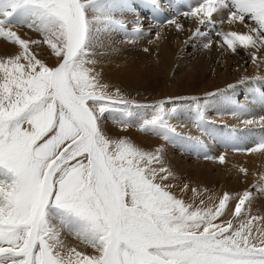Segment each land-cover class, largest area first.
<instances>
[{
    "label": "snow or ice",
    "instance_id": "obj_1",
    "mask_svg": "<svg viewBox=\"0 0 264 264\" xmlns=\"http://www.w3.org/2000/svg\"><path fill=\"white\" fill-rule=\"evenodd\" d=\"M143 3L156 16L163 12L160 0ZM169 4L175 14L167 23L177 29L180 16L209 30L242 25L247 31L221 28L215 35L233 53L255 50L254 63L264 49V0ZM127 11L135 12L134 0H0V38L21 49L0 58V264H264V216L251 215V192L236 198L230 215L228 193L218 202H186L165 183L172 173L163 166L162 148L149 152L105 131L111 120L121 130L138 127L169 143L207 149L171 123L176 107L136 103L101 82L94 56L103 38L117 30L142 32L139 20L129 33L117 18ZM16 26L42 39H23ZM194 35L207 33L197 27ZM33 45H47L55 64L38 58ZM210 46L211 40L204 45ZM216 95L209 93L203 103L192 98L196 126L209 136L214 130L205 112ZM219 96L234 116L253 111ZM250 103L264 106V91L254 89ZM243 123L264 127V116ZM236 132L230 129L226 138L234 149ZM245 151L264 153V136ZM62 230L92 253L68 248Z\"/></svg>",
    "mask_w": 264,
    "mask_h": 264
},
{
    "label": "rangeland",
    "instance_id": "obj_2",
    "mask_svg": "<svg viewBox=\"0 0 264 264\" xmlns=\"http://www.w3.org/2000/svg\"><path fill=\"white\" fill-rule=\"evenodd\" d=\"M164 6L168 7L166 4ZM134 7L135 12L127 11L123 15L118 14L117 18L125 21L129 33L136 27V22L139 20L142 32L133 36L117 30L105 36L102 40L103 46L95 49L94 59L97 61L95 67L101 82L108 86L110 93L115 94L116 89H119L123 97L136 103L154 105L165 101L166 108L176 107L177 113L173 115L176 123L173 119L171 123L177 131L185 137H190L182 130L183 125H189V129L207 139L204 143L209 142L213 146V152L209 146L206 151H203L169 143L158 136L141 131L138 127L121 130L111 120H106L105 131L112 138H128L149 152L162 148L163 166L172 173V177L165 183L174 185L171 191L178 198L195 204L196 193H193L191 189H197L198 193L210 189L218 199L224 193H228L233 197L229 203L235 206L236 198L244 191H249L254 196V201L251 203V215L264 216V191L262 193L259 188L260 192H258L259 190L254 188L255 184L249 186L245 181L246 177L253 173H260L256 177V180H260L264 169L257 166L259 161L255 164L247 162V166H240L234 162V158H231L234 168H227L222 165L219 157L213 155L214 153L217 156L221 152L235 157H238V154L249 155L251 152L245 149L250 148L244 144L255 146L257 138L264 136V127L254 123L240 127L242 131H245L242 136L236 132L239 140L235 142V149L226 143L227 134L230 129H234V126L226 125L222 118L233 117V115L226 111L229 106L219 96V93H224L239 102L250 101V95H253L254 89L264 91V59L258 52V59L254 63L250 52L255 50L252 49L245 50L241 47L236 53L231 52L223 44L222 38L215 35V31L221 28L223 31H231L227 23L218 25L215 30H209L204 25H198L195 19L180 16L177 23L182 25V28L177 29L175 25L167 23L173 16H171V8L163 9V12L156 16L151 8L144 5L143 0H134ZM197 27L207 35L195 36ZM13 30L26 40L42 39L40 33L27 27L16 26ZM239 31H247V28L241 25ZM209 40H211V46L204 47ZM0 46V58H6L21 51L18 45L2 38H0ZM32 48L38 58L45 60L49 65L55 64L56 58L47 45H33ZM230 85L234 87L230 88ZM209 93L217 94L213 97L215 102L205 112V117L210 122L208 127L214 130L213 136H209L207 131L196 126L195 105L192 100L195 97L203 103ZM213 106H218L219 109L224 108L226 112L214 114L210 110ZM262 116H264V108L256 105L255 112L244 118L259 121ZM206 156L212 158H205ZM216 160L219 163H216ZM241 168L246 169L247 172H241ZM184 185H188L187 190H184ZM62 239L68 248L75 247L78 251L87 253L93 251L67 231L62 230Z\"/></svg>",
    "mask_w": 264,
    "mask_h": 264
},
{
    "label": "bare ground",
    "instance_id": "obj_3",
    "mask_svg": "<svg viewBox=\"0 0 264 264\" xmlns=\"http://www.w3.org/2000/svg\"><path fill=\"white\" fill-rule=\"evenodd\" d=\"M161 4H162V2H161ZM162 8L163 9H169L168 7H166V6H164V4H162ZM170 10V9H169ZM183 10H187L186 8L185 9H183ZM171 11V16L172 15H174L175 13L172 11V10H170ZM169 11V12H170ZM173 13V14H172ZM240 26L241 25H230V29H231V31H239V28H240ZM141 27V26H140ZM160 43V42H159ZM161 45V44H160ZM0 52H1V46H0ZM251 53V52H250ZM258 53V52H257ZM257 53H256V55H257ZM259 56H261L263 59H264V49H260V51H259ZM264 61V60H263ZM95 69H96V67H95ZM255 69V68H254ZM257 71V70H256ZM96 72L97 73H99L98 72V70L96 69ZM102 78H104L103 76H102ZM243 89V88H242ZM251 96V98H250V101L252 100V97H253V95H250ZM249 97V96H248ZM218 100V99H217ZM250 101H248V100H242V101H240V103H250ZM256 105H258V106H261V105H259V104H252V103H250L249 104V107H251L252 109H253V111L251 112L252 114L255 112V106ZM261 107H263L264 108V106H261ZM220 108V107H219ZM218 108V106H213V108L212 109H210L214 114H219L220 112H223V113H225L226 111L227 112H230L231 113V110H230V108L228 107V109L225 111V109L224 108H221V109H219ZM229 114V113H228ZM228 114H225V115H227L228 116ZM246 115H243V116H234L233 115V117H223L222 119L224 120V123L226 124V125H230V126H234V129H236L237 130V133H238V135H243V133L245 132V131H242L241 129H240V127L241 126H245V124L243 123V121H245L246 120V118H244ZM173 120H175V123H176V118L175 117H173L172 118ZM217 119L220 121V118H218L217 117ZM213 120H214V118H213ZM216 122V121H215ZM174 123V124H175ZM189 125H187V124H185V125H183L182 127V130H183V132H186L187 133V135H189L190 137H199L203 142H205V141H207V139H205V137L204 136H202L201 134H197V133H195L194 132V130H191V129H189V127H188ZM196 131V130H195ZM206 145H207V147L209 146V147H211V151L213 152V146H211V144L208 142V143H205ZM238 146V145H237ZM240 146V145H239ZM244 146H247V148H251V147H254V145L252 146V144H249V145H245L244 144ZM213 155L215 156V157H220V156H224L225 157V160H224V162H222V165L224 166V167H232V168H234L233 166H232V163H231V158H234V162L235 163H237L238 165H240V166H242V165H246L247 166V162H250V163H252V164H255L257 161H259V163H257V166L259 167V168H261V169H264V153H260V152H256V153H251V154H249V155H240V154H238V157H235L234 155H231V154H227V153H225V152H221V153H219L217 156L213 153ZM255 157H258L257 159H255ZM246 162V163H245ZM216 163H219V161L218 160H216ZM230 169V168H229ZM225 170V169H224ZM259 170V169H258ZM249 174V173H248ZM260 173H253V175H250L249 174V176L248 177H246V183L249 185V186H252V185H254V188H256V190H259V188L260 187H263L264 186V172L261 174V176H260V180H256V177H257V175H259ZM244 176H246V175H244ZM244 180V179H243ZM256 181H257V183H256ZM244 184V183H243ZM256 184H257V187H255L256 186ZM248 186V187H249ZM212 188V187H211ZM206 189H207V187H206ZM213 189V188H212ZM258 192H260V190L258 191ZM262 192V191H261ZM263 193V192H262ZM209 196H211L212 197V201H208V197ZM254 197V196H253ZM255 197H256V194H255ZM195 198H196V202H195V204H199V200L201 199V198H203V199H205V201H206V203H213V202H218V198L216 197V195L214 194V192H212L210 189L209 190H207V191H204L203 193H199V195H197L196 194V196H195ZM252 201H254V200H252ZM234 208V206L231 204V203H229V215H230V212H231V210ZM226 218H228V216H225L224 217V219H226Z\"/></svg>",
    "mask_w": 264,
    "mask_h": 264
}]
</instances>
